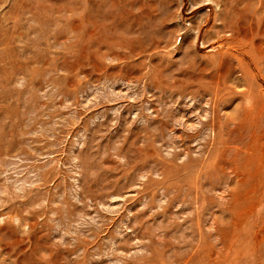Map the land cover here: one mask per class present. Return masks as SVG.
Instances as JSON below:
<instances>
[{"label": "rangeland", "instance_id": "obj_1", "mask_svg": "<svg viewBox=\"0 0 264 264\" xmlns=\"http://www.w3.org/2000/svg\"><path fill=\"white\" fill-rule=\"evenodd\" d=\"M0 264H264V0H0Z\"/></svg>", "mask_w": 264, "mask_h": 264}]
</instances>
